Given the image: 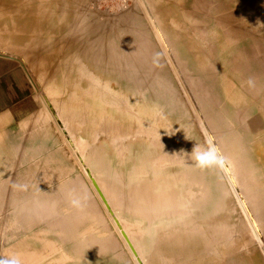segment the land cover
Masks as SVG:
<instances>
[{"label":"bare ground","instance_id":"bare-ground-1","mask_svg":"<svg viewBox=\"0 0 264 264\" xmlns=\"http://www.w3.org/2000/svg\"><path fill=\"white\" fill-rule=\"evenodd\" d=\"M162 46L165 51L167 44ZM225 75L230 108L224 111L243 114L240 85ZM94 78L86 80L97 96L88 95L86 101L76 96L65 108L69 112L58 106V86L51 83L46 89L43 81L38 83L59 132L56 138L49 129L41 130L54 146L42 157L17 158L15 139L8 133L15 127L17 106L0 111V191L14 200L13 218L28 231L9 264H264V226L258 216L264 210V136H253L252 157L238 128L217 124L212 111L203 109L204 114L187 95L237 203L203 143L191 141L186 118L160 116L151 102L139 104L120 90H115L119 97L105 92ZM46 111L37 114L42 122ZM62 116L65 126L58 121ZM28 121L26 116L16 127L22 131ZM195 146L202 153L199 161ZM13 169L15 179L7 177ZM238 232L253 235L257 247L253 238H237Z\"/></svg>","mask_w":264,"mask_h":264},{"label":"rangeland","instance_id":"rangeland-1","mask_svg":"<svg viewBox=\"0 0 264 264\" xmlns=\"http://www.w3.org/2000/svg\"><path fill=\"white\" fill-rule=\"evenodd\" d=\"M163 44H167L165 51ZM41 73L49 77L47 83ZM225 74L240 85L243 114L224 111L230 108L223 87ZM87 77L104 84L105 92L120 90L139 104L151 102L160 116L173 115L175 121L186 118L191 141L203 143L236 201V191L188 97L191 94L201 111H212L217 124L238 128L242 146L254 156L253 136H264V0H0V111L17 106L15 127L8 132L15 139L17 158L42 157L54 147L52 137L58 138L38 83L43 81L46 89L51 83L58 86V106L69 112L65 108L76 96L86 101V96L89 100L95 95ZM39 110L46 111L44 122L38 119ZM54 110L59 112L58 107ZM222 113L226 121L220 120ZM26 116L29 121L20 131L16 123ZM58 121L62 126L66 123L63 116ZM45 128L52 139L40 134ZM14 172L7 177L15 179ZM241 211L238 217L244 219ZM14 214V200L0 191V264L10 263L15 245L28 234ZM263 215L264 210L258 215L261 227ZM239 235L253 238L249 233L248 238Z\"/></svg>","mask_w":264,"mask_h":264},{"label":"clouds","instance_id":"clouds-1","mask_svg":"<svg viewBox=\"0 0 264 264\" xmlns=\"http://www.w3.org/2000/svg\"><path fill=\"white\" fill-rule=\"evenodd\" d=\"M196 147H197V146L194 147V150H193L192 152L195 153V157H194V158H195L197 161H199V160L201 159L202 153H200V152H196Z\"/></svg>","mask_w":264,"mask_h":264}]
</instances>
